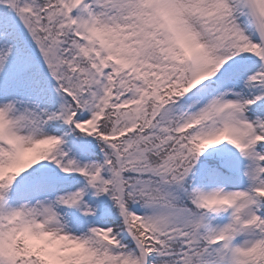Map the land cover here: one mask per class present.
Instances as JSON below:
<instances>
[{"label":"snow or ice","instance_id":"1","mask_svg":"<svg viewBox=\"0 0 264 264\" xmlns=\"http://www.w3.org/2000/svg\"><path fill=\"white\" fill-rule=\"evenodd\" d=\"M0 264H264V0H0Z\"/></svg>","mask_w":264,"mask_h":264}]
</instances>
